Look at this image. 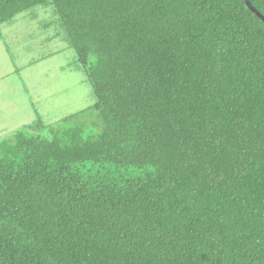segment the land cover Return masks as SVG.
<instances>
[{
  "label": "trees",
  "instance_id": "1",
  "mask_svg": "<svg viewBox=\"0 0 264 264\" xmlns=\"http://www.w3.org/2000/svg\"><path fill=\"white\" fill-rule=\"evenodd\" d=\"M36 7L94 103L0 140V264H264V21L244 0H0V26Z\"/></svg>",
  "mask_w": 264,
  "mask_h": 264
},
{
  "label": "rangeland",
  "instance_id": "2",
  "mask_svg": "<svg viewBox=\"0 0 264 264\" xmlns=\"http://www.w3.org/2000/svg\"><path fill=\"white\" fill-rule=\"evenodd\" d=\"M57 28L52 9L43 7L0 26V140L38 119L53 124L93 105L84 72ZM94 117L85 129L90 134L97 132Z\"/></svg>",
  "mask_w": 264,
  "mask_h": 264
},
{
  "label": "water",
  "instance_id": "3",
  "mask_svg": "<svg viewBox=\"0 0 264 264\" xmlns=\"http://www.w3.org/2000/svg\"><path fill=\"white\" fill-rule=\"evenodd\" d=\"M245 2H246V4H247V6L249 7V9L253 12V13H255L261 20H263L264 21V16L263 15H261L254 7H253V5L250 3V1L249 0H244Z\"/></svg>",
  "mask_w": 264,
  "mask_h": 264
}]
</instances>
